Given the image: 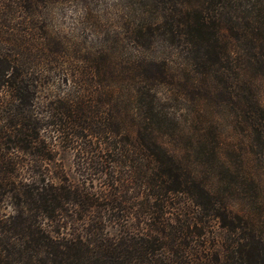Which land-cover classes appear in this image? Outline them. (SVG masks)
Masks as SVG:
<instances>
[{
  "label": "trees",
  "instance_id": "16d2710c",
  "mask_svg": "<svg viewBox=\"0 0 264 264\" xmlns=\"http://www.w3.org/2000/svg\"><path fill=\"white\" fill-rule=\"evenodd\" d=\"M101 1L0 0V264H264V0Z\"/></svg>",
  "mask_w": 264,
  "mask_h": 264
},
{
  "label": "rangeland",
  "instance_id": "374dc122",
  "mask_svg": "<svg viewBox=\"0 0 264 264\" xmlns=\"http://www.w3.org/2000/svg\"><path fill=\"white\" fill-rule=\"evenodd\" d=\"M116 3L115 0H102L100 3V6L97 10H103V6L104 5H108V4H114ZM94 7V5H93ZM117 7L119 8V6L117 5ZM112 8V7H111ZM110 8V9H111ZM107 9L108 15L105 17L103 16L101 19L102 21V30L105 29L108 32H111L110 35L112 34L113 30H118V23L115 22L116 18H113L114 16L112 14L109 13V10ZM76 15H77V8L71 5H68L64 8V10H62V14L61 11L58 14L57 17V24L63 28H65V30H70L69 32L72 31V34H89V36L92 38V33L89 30H86L84 32L81 31V29H87V27L89 26V24L91 23V21L93 20V18L84 21L82 24H80V22H76ZM157 50L161 53H163L162 51H167L166 48L159 46L157 48ZM176 60V59H174ZM178 62V60H177ZM258 91L259 94L261 96V102L264 103V85L262 83L258 84ZM186 107L187 105L184 103H177V108H181L180 110H184L182 112H186ZM189 108V107H188ZM224 136V146H235L238 147L240 146V142H241V135L239 133H235L232 130H224L223 132ZM55 152H54V158L53 161H51L48 165V169L50 171V174L52 172V174H55V172L57 170L60 171V169L66 174V176L68 177V179L71 182H77L78 179V174H77V170L75 169V165H74V160H73V153L71 150L60 147V146H56L55 148ZM252 169H256V165L253 162V164L251 165ZM260 170V168H259ZM239 176L237 175L236 171L233 174H225V173H221L217 176L216 178V183L219 184L221 186V189L224 190L225 187H227V185H233L235 184L236 180H238ZM259 180L262 181V184H264V180L263 177L260 176L258 178ZM81 180V179H80ZM100 184H96V187H98ZM245 195L244 193L240 192V191H236L232 197L236 198L238 200L242 199V196ZM5 210L9 211L10 208L8 206H5ZM110 229H112V227H109ZM115 230V229H114ZM114 230H112V232H114ZM222 230L217 226L216 223L211 222V226H209L207 228V233L208 234H214V235H218V234H222Z\"/></svg>",
  "mask_w": 264,
  "mask_h": 264
}]
</instances>
